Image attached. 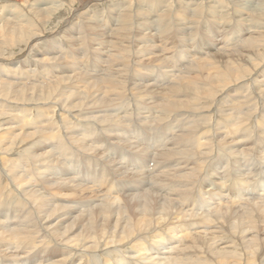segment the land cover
<instances>
[{
	"label": "bare ground",
	"instance_id": "obj_1",
	"mask_svg": "<svg viewBox=\"0 0 264 264\" xmlns=\"http://www.w3.org/2000/svg\"><path fill=\"white\" fill-rule=\"evenodd\" d=\"M96 1L100 3L101 0H80L82 13L86 7ZM183 1L185 0H166L167 3L172 2L175 6L179 5L180 7L184 8L182 4ZM231 1L232 2L229 3L232 4V7L229 10H232V8L235 9L232 12L225 10V5H220V0L215 1L217 4H219L218 8L215 6L217 10L215 12L213 11L214 13L211 11L209 15L213 16L216 21L214 22L216 24L207 21L208 23H211L212 28L207 27L206 29L211 31L210 33L212 34L215 29L216 31L219 29L221 30V27H223L224 24L227 27L230 24L231 18H235L233 13H236L239 14L238 18L236 17V19H234V22L239 24L237 32L240 30H246L244 37L235 40L231 32L230 36L221 35V39H219L221 42L217 43L215 47L216 51L213 53V57L211 59L209 57H202L200 59L195 56L197 57V60L195 59L196 61L193 63L188 62L187 64H183L184 62H182V55H175V58L173 59L175 61V65L176 63L182 62L183 65L181 67H184L186 71H177L176 74H174L175 71H170V77L173 78L169 81L170 85H161L163 88L158 94L160 100L154 102V106L151 108L156 110L157 113L155 117L158 118L152 122V124L156 125L157 127H159V125L162 126L168 124L171 122L170 120L176 121V118L173 117V114L177 112L175 103H178L181 99H174L173 97L178 94L180 96L183 95V91H186L187 89H191L193 91L198 90L199 87L196 86L198 80L196 77L192 76L191 73L195 72L197 74L212 70L214 74L212 79L216 84L211 87L212 90L202 87L200 92L195 93V98L193 99L195 101V107L192 109L194 111L193 113L196 116V120H201L203 123L197 126L187 125L186 121L191 118L190 113H180L179 117H177V122L181 125L174 126V129L168 134V139H170L169 137L171 135L174 136L175 133H180V135L175 139L177 135L176 134L171 141H167L165 143L166 146H164L165 148L162 149H158L157 146L159 141H161L165 135V130L163 128H161L160 131L157 130L156 132L150 129L145 130V126L142 125L141 131L133 133H135V135L138 137L137 141L139 143V147L147 146L149 148L151 152V162L147 161L146 154L139 152L130 154L131 159L121 162L123 165H126L128 161L133 162L135 156L140 157L138 163L148 165L149 167V171H145L144 176L149 175L148 173L151 172L153 177L158 182L156 186L157 191L161 190L166 192L165 189H169V192L160 196V193H158L155 189L151 190L150 188L147 192L137 195L128 193L125 194V196L124 194H118L115 199L102 198L103 203L93 204L92 209L95 210L96 215L91 214V216H87L86 221L81 220V225H83L84 229L80 233L79 237H84L89 234V238L86 240L84 238L71 240L67 237L66 230L64 232H56L54 230V226L49 225V222L54 218V215H52L53 211L48 214L44 209L41 210L39 206L34 203L32 198H24L26 193L21 192V186L15 184L16 187H13V191L19 193L22 200L27 199L31 203L27 205V209L33 210V207L35 209L32 215L25 216L26 213H24L23 215H16L12 220L6 219L7 217H10V214L8 213L4 217L6 220L1 219L0 221V228L6 229V232L13 239V242L18 244L16 251L21 254L19 257L20 259H26L30 255H34V253L37 251L46 249L43 255V260L41 261L33 259L32 264H137V261H140L141 259H143V261L149 259L151 263L153 262L156 264H167L168 260L165 262V260H163L164 258L161 257L165 255H168L169 258L171 257L172 262L169 261L168 264H264V237L261 238V236L264 234L261 236L259 234V232L262 231L261 228L264 226V153H260L257 148V145L264 147V113L261 114L260 112L261 110L264 111L263 64V68L261 71L260 69L258 70V74H256L253 80L251 76L252 86L248 88L246 85L247 95H250L247 101L253 102L254 104L250 108L245 109L243 116H241L238 120L233 121L231 126L234 127L235 125L236 127L233 129V134L227 135L231 137L232 140L227 136L221 137V135L216 131L221 128L220 125L222 122L220 118L221 113H219L218 109L221 107H227V104H225L226 102L220 103L221 100H219V97L221 96L219 95L224 94L233 88L246 90V88L240 85L239 82L242 78L241 76L244 74L246 75V73L250 71L247 69V64H249L250 59L249 54H254L256 57L264 60V25L259 24L257 20L254 21L253 17H248L249 13L254 12L256 13V16L264 18V13L259 14V11H264V0ZM40 2L42 7L38 12H35L33 15H31L29 20H24L23 16L21 17L23 26H21L19 22L17 23V21H15L16 17L13 16L12 13L9 14V9L6 11L3 9V5H1L0 23L7 22L6 25H3V28L5 29L2 28V35L4 37L13 38L17 34H22L26 31V33H30V40L34 38L38 40L41 39L42 37H38V35H35L34 33L35 29H33L32 24L33 17L43 16L44 21L48 20L50 15L56 12V10H58L59 6H62V4L60 2L53 3L52 1ZM167 3L165 5H163L164 3L162 5L160 4L161 7L158 10L155 9V12L158 13L161 12L162 8L164 9L166 6V9L162 11V15H159L158 19L152 22L153 26L147 25L148 23L144 22L145 18L150 16L149 13L146 12H149V7L151 5H148V10L146 9V3L139 4L138 1V4L140 5L139 7L142 8L140 10H138L139 8L131 9L128 7L127 10L124 11L123 8L125 6H119L116 9H113L115 14L118 15L119 19V21H117V18L115 17V19L110 22L111 25L116 23L115 29H113L117 30L116 33L113 34L107 31V28L105 27V32L103 35L102 33H97L98 36L91 35L92 39H90L92 41H94V39L96 41V38L98 41V43L97 41L95 43V50H97V48H102V51L97 50L100 53H96L97 51L95 50L93 51V53H96L97 58L92 59H95V61L98 62L97 67L100 65L101 68L105 69L101 78L93 81L91 85L88 82L86 83V89L91 86L95 87L101 85V87L106 92L112 91L114 86L117 84V81H119L124 76L125 70L123 68H119V64L125 59L131 60L132 58V54L134 52L132 48V38L134 33L139 32L140 34L149 30L164 29L163 32L159 31V33L161 35H166L165 42L167 44L169 43L170 45V50H168L169 47L166 44L168 47L167 50L171 51L175 48L172 47L176 45L174 39L175 41L180 40L181 42H188V39L190 38L187 37V39L185 37L187 34L192 35L194 33H199L198 27L201 22L198 24L196 23L197 20H199V18H208L209 16L207 14L208 12L202 16L203 11L205 10V6L203 5L206 2H199V4L193 8L196 3H198L194 1L191 5L192 9L189 10L187 15L184 14V10H181L182 8L178 10V14H181L182 17L181 19L176 20L171 13L166 15L164 14L170 11L171 6ZM246 3H248V8H245L244 6ZM218 9L220 10L218 11ZM208 10L210 11V9ZM2 14L4 15L3 18L1 17ZM86 15L87 16L85 17L89 16L88 14ZM92 16H89V19L92 20ZM106 16L107 15L105 14H100V17L105 18ZM184 16L187 17L186 22H188V28H181L179 26L184 22L182 20ZM213 18L211 20H213ZM43 20L41 21L44 22ZM218 20H222L220 23L221 26L218 24ZM78 25L79 24L75 26L72 22L70 26L68 24L65 26L66 31L69 30V33L71 34L70 36L67 35L69 36L68 40L70 44H80L86 50L88 45L91 47L92 41H88L84 35L82 36V29L80 28L81 25ZM175 27L177 30L181 31L180 35H177V37H171L170 34L173 32V28ZM199 28L201 29V25ZM191 29L192 33L189 32ZM98 31L101 32V30ZM202 33L205 36L207 34L204 30L201 31V34ZM237 35L241 36L239 32ZM112 38L113 41H110ZM151 38L152 37L150 36H145L142 40H137L136 45L139 46V42H148L146 39ZM242 38L243 40H241ZM103 40L106 41L104 46L102 43ZM191 40L192 39H190V41ZM30 43L33 44L35 42L33 40L29 42V48L32 46ZM98 44H101V47H97L100 46ZM92 45L94 46V44ZM48 48L60 49V46L57 47L55 42H52L49 44ZM51 49L47 52V54H45V56L55 61V64L58 65V68L65 70L67 65L63 62V59L67 58L68 56L65 54H63L65 56L61 55L63 57L58 56L57 54L54 56L53 52L55 50ZM64 49L66 48H62V50ZM79 51L81 52V50ZM123 51L128 52L129 55H125ZM104 53L109 55V57H107ZM145 53L146 50H144L142 46H139L137 49L136 62L142 64ZM195 54V51H187L188 56ZM39 58L41 61L44 60L42 57ZM207 59L213 61H206ZM36 61L40 62L39 60ZM162 61L163 58L159 59V62L162 63L161 65L163 66L165 63ZM215 62L219 65L225 63L224 68L230 74L226 77H224L222 74H219L218 66L215 65ZM102 64L103 67L101 66ZM175 65L173 64L174 67ZM37 66L38 65H36V67ZM259 67H261V65L258 66V68ZM17 71L21 72L18 73V77L21 76L20 78H22L25 71L19 69H17ZM75 71L81 73V66L79 65V67H77L76 65ZM158 74L160 73L156 72L155 75ZM257 75L260 76L257 77ZM42 76H44V74ZM175 76H178L179 79L175 80ZM36 78L39 77L37 75H33L30 79L34 80ZM3 82H7V84L10 85L8 87L18 84L6 77L3 78L2 82L0 83ZM36 82L39 81L36 80L35 83ZM50 88H55V86H51ZM91 90L92 89H89L88 93ZM62 91L64 95H69L71 98H73L69 107H72L76 104L81 106L85 105V99L80 97V92H68L65 87H63ZM215 91L216 96L218 97L213 99ZM46 92L50 91L45 90L41 86L33 84L28 90L26 89L28 96H33L34 93ZM101 92L102 89L98 88L92 92L90 97H93L94 95L97 96ZM18 93L21 92L18 91ZM150 93L152 94L153 91ZM165 95L169 96L167 100H164ZM152 96L155 95L153 94ZM116 100L118 99H111L110 102H115ZM56 102L62 104L61 99L55 100L53 103ZM41 103L45 104V102ZM45 111L46 109L41 107L40 110L37 111L38 115L35 121L34 119L28 121L29 117H26L25 120L20 119V123L23 124L20 125L18 121V127L12 129H18L20 131L15 136L25 134L26 136L32 137L36 143H38L43 138H46L45 132L40 129L41 126H38L36 129L31 131H26L27 129H30L27 123H37L47 119V117L42 115V113ZM133 116L136 118L135 113ZM118 122H120V125L117 126L118 130L125 129L128 126V120L126 117L120 118ZM141 122L142 120L140 121L139 126L141 125ZM133 124L137 123L134 122ZM74 125L76 126L74 129L77 131H87L90 125L93 124L75 123ZM213 128L216 129L213 131ZM250 128L252 129V132L250 131ZM50 129L51 128L48 129V133H51ZM139 132L142 136L139 135ZM261 132L263 135H261ZM54 135L56 137V147H54L55 149L49 148L44 152L46 160L33 164L31 169H26L27 172L25 174L29 175L31 178L39 177L44 180L56 179L63 180L65 182L68 181V179H59L56 177L48 178L47 176L48 174H51L52 167L55 165L54 156L58 154L56 149L62 152L64 149H67L68 146H70L66 139L65 141L62 140L59 131L56 130ZM79 135L86 137L88 141H90V139L93 137V135ZM239 136H244V138L238 139ZM49 143H53L52 136L49 138ZM239 143H244V146L242 148H236ZM103 144L109 151L112 159L115 155L116 157H122V159L125 160L123 157L129 153L125 150L116 151L114 144H119V142L116 140L111 141V143L108 141ZM72 147L74 148L75 146ZM197 148L203 149V151L200 153L194 152ZM156 149L158 151H156ZM165 149L170 152H165ZM0 153H5V149L3 148ZM224 154L229 156H227L226 159L222 161H216ZM241 154L245 156L244 160L239 159ZM190 156H192V158H190ZM150 163H152L153 168L151 167ZM231 164H234V166H231ZM136 167V165H132L131 169ZM97 168H99V166H97ZM110 168L112 167L110 166ZM173 168L176 169L174 172H172ZM111 171H113V169H109L108 175L103 173L105 180L103 184L98 187L99 189L97 192L95 191L97 194L101 193L102 191L104 192L103 196L112 195L115 193L117 183L114 181ZM115 171L118 172V175H122L118 168H115ZM1 172H3V170L0 167V173ZM173 181L176 182L177 186L170 188L168 184ZM39 186L34 189V191L38 194H42L47 191L46 186L42 184H39ZM80 187L84 188L82 186ZM121 187L124 190L128 188V186ZM250 187L252 189H249ZM146 190L147 189H145V191ZM33 194L34 192H32V195ZM175 194H177L176 197L181 198L180 205L177 203L178 199L175 197ZM171 195L174 196L172 197ZM235 207L239 208V210L235 211L232 209ZM134 210L139 213L140 226L138 227H132L130 224L131 218L129 221H127V219L130 217V214ZM95 218H102L103 222H114L115 224L109 230H106L105 228L104 230H99L98 233L97 230L92 229L95 224ZM11 223L12 225L9 226L4 227L3 225ZM79 223L80 221L76 220L75 225L72 227H76V225ZM235 226H241L240 234L244 235L243 237L232 238L228 235L227 231L224 230V227H227L230 229L231 234H235L233 231ZM171 228H180L182 229L181 231L185 233L180 232L177 243L173 244L178 246H171V237L165 236L162 244L163 251L167 250L168 248L164 245H168L171 250L173 248V251H171L172 253L170 252L168 254H163V251H160L159 247H157V243L161 242L160 238L162 235L169 233L172 230ZM194 230L195 233H187L188 231L192 232ZM248 236L250 239L246 240ZM81 241L85 243L89 242L90 244L80 245V247H77L79 246L78 242ZM252 243L256 244L254 248ZM151 250L152 253L149 254L151 256L148 257L149 255L147 256V254L151 252ZM5 256L14 257L15 255H6L4 253L0 254V257ZM194 256L195 258H193ZM218 256L229 260L216 261ZM91 259L94 262H91ZM202 259H204V261ZM199 260H202V262H198ZM4 261L5 260H1L0 264H5ZM143 261L139 264H144ZM147 263L149 262L146 261V264Z\"/></svg>",
	"mask_w": 264,
	"mask_h": 264
},
{
	"label": "rangeland",
	"instance_id": "obj_2",
	"mask_svg": "<svg viewBox=\"0 0 264 264\" xmlns=\"http://www.w3.org/2000/svg\"><path fill=\"white\" fill-rule=\"evenodd\" d=\"M40 1H46V2L52 1L53 3L60 2L62 4V6L61 5L59 6V9L56 10V12L50 15L48 20L44 21L43 16L33 17L32 24H33V29H35L34 33L35 35H38V37H42L41 39L38 40L34 38L30 40L29 39V37H31L30 33H26V31L23 32L22 34H17L13 38L4 37L2 35L3 34L2 31L3 29H5L3 28V25H6L7 22H3L4 24L0 23V36L3 37V39L2 37H0V82H2L3 78L6 77L11 79L14 83H18L14 86L11 85V87H8L10 85L7 84V82L0 83V152L2 151L3 148L5 149V153H0V167L3 170V172L0 173V221L1 219L12 220L16 215H23L24 213H26L25 216L32 215V213L35 211L33 206H32L33 210L27 209V205L31 203L27 199L22 200L20 194L13 191V187H16L15 184H17L21 186L20 191L26 193L24 198L26 197L32 198L34 203L37 206H39L41 210L44 209L45 212L48 214H50L51 211H53L52 215H54V218L49 222V225H53L54 230L56 232H64L66 230V234L69 239L73 240L77 238H84L86 240L87 238H89V234H87L84 237H79L80 233L84 229L83 225H81V220L86 221L88 215L89 216H91V214L96 215L95 210L92 209L93 204L103 203L102 198L115 199L118 194H124V196L125 194L128 193L137 195L140 193L147 192L148 189L150 188L151 190L155 189L157 191L156 186L158 182L153 177L151 172L148 173L151 176L149 175L144 176L145 171L147 170L149 171V167L148 165L138 163L140 157L135 156L134 161L133 162L128 161L126 165H123L121 163L122 161L125 162L127 161V159H131L130 154L134 152L146 154L147 161L148 162L150 161L151 152L149 148L147 146L139 147L138 145L139 143L137 141L138 137L135 135L137 131H141L142 128L141 126L144 125L145 130L150 129V130H154L155 132L157 130L160 131L161 128L165 130V135L163 136L162 140L159 141V144L157 146L158 149H162L165 148L164 146H166L165 143L167 141H171L176 134L177 135L175 139L180 135V133H175L174 136L171 135L169 137L170 139H168V134L174 129V126L181 125L177 122V117H179L180 113L183 112H185L186 114L190 113L191 118L186 121L187 125L197 126L203 123L201 122V120L197 121L196 116L193 113L194 111L192 109L195 107V101L193 99L195 98V93L200 92L202 90V87L212 90L211 87L216 84L212 79L214 75L212 70L204 73H197V74L195 72L191 73V75L196 77V79L198 80V82L196 83V86L199 87L198 90L193 91L191 89H187L186 91H183V95L180 96L178 94L173 97L174 99L175 98L181 99L179 100L178 103H175L177 112L173 114V117L176 118V121L170 120L171 122H169L168 124L162 126L159 125V127L152 124V122H154V120H156L158 117L157 118L155 117L157 115L156 110L151 108L154 106V102L160 100L158 94L163 88V86L161 85L164 84H166V86L170 85L169 81L173 79L172 77H170L171 74L170 71L172 70L175 71L174 74H176L177 71L185 72L186 71L185 68L181 66L183 64H187L188 62L193 63L194 61L197 60V57L200 59L202 57H209L211 59L213 57V53H215L216 51L215 47L217 43L221 42L219 41V39H221L220 38L221 35L230 36L232 34L234 36V39L237 40L240 39L241 37H244L246 30L238 31L241 34V36L237 35L238 33L237 29L239 24H236V22H234L235 21L234 19H236V17L238 18L239 14L233 13V15H235V18H231L230 21L231 25L229 24L230 25L229 28H228L229 25L226 27L224 24L223 27H221V30L219 29L218 31H216L215 29V31H213L211 34L210 33L211 31H208L206 28L207 27L212 28L211 23L208 22H213L214 24H216L215 23L216 21L213 18V16L209 15L211 11L215 12L218 8L219 4L215 2L216 0H214V2L213 0H207V1L185 0L182 3L184 8L180 7L179 5L175 6L172 2L167 3L166 0L165 1L164 0L163 1L162 0H151V1L150 0H134V1L101 0L100 3L96 1L93 2V4H90L89 5L90 7L89 6L86 7L83 13L81 10L80 0L79 1L78 0H61V1L40 0ZM40 1L39 0H0V6L3 5V9L6 11L9 9L8 10L9 14L12 13L13 16L16 17L15 21H17V23L19 22V24L23 26V21H21V17L23 16L24 20H29L31 15H33L35 12H38L39 9L42 7ZM138 1L139 4L146 3L147 4L146 9L149 10L150 8L149 12H146L149 13L150 16L146 17L144 21L148 23L147 25L150 26H153L152 22L157 20L158 16L162 15V11L166 9L165 6L164 9L162 8L161 12L158 13L155 12V9L158 10L163 3H164L163 5L167 3L171 6L170 11L164 14L166 15L168 13H171L175 17L174 19L176 20L181 19L182 17L181 14H178V10L182 8L181 10H184L183 11L185 12L184 14L187 15L189 10L192 9L191 5L193 4L192 2L194 1L198 3H196V5L193 8H195L199 4V2H204V3L206 2L207 4L205 3L203 5L205 6V10L203 11L202 16L205 15L207 12L209 16L208 18H204V19L202 18L203 21L201 18H199L200 21L197 20L196 23L200 24L201 22L200 24L201 29L199 28L200 25L198 27L199 33H194L192 35L187 34V36H185L186 38L188 37L192 39L191 40L192 42L188 38H187L189 40V41L187 40L188 42H181L180 40L175 41L174 39L176 45L172 47L175 48L172 49L171 51H168L170 50L169 43L167 44L165 42L166 35H161L159 33V31L163 32L164 29L162 30V29L154 28L155 30L145 31L140 34L139 32L134 33L132 38L133 41L132 48L134 50L132 54V58L131 60L125 59L122 63L119 64L118 67L123 68L125 70L124 76L119 81H117V84L114 86L112 91L106 92L101 87V85L95 87L91 86L86 89L85 88L86 83L88 82L91 85L93 81L101 78L103 76V72L105 69V68H101L100 65L99 67H97L98 62L95 61V59H92V58H97L96 53H100L97 50L102 51V48L100 49L97 48V50H95L96 49L95 43L97 41V38L96 41L95 39L94 41H92L91 35L98 36L97 33H102L103 35V33L105 32L104 31L105 27L107 28V31L115 34L117 30H113V29H115L116 23L114 25H111L110 22L113 21L115 17L117 18L116 19L117 21H119V19H118V15L115 14V11L113 9H116L119 6L120 7L125 6L123 8L124 11H126L128 7H130L131 9L139 8L138 10H140L142 8L139 7L140 5L138 4ZM222 1L223 0H220V5L222 6L225 5L224 6L225 10H228L230 12L235 10L233 8L232 10H229L232 7V4L229 3L232 2L231 0H227L228 2L226 0L223 2ZM157 3L161 5L159 6ZM148 5L151 6L149 7ZM244 6L245 8L249 7L248 3H246ZM206 9L207 10L210 9V11L209 10L207 11ZM219 10L220 9H218V11ZM263 13H264L263 10L261 12L259 11V14H263ZM86 14H88L89 16L93 15L92 20L89 19V16L85 17L87 16ZM100 14H105L107 16L105 18L100 17ZM255 14L256 13L251 12L248 14V17L249 18L253 17L254 21L257 20L259 24L264 25V18L258 17ZM3 16L4 15L2 14L1 17L3 18ZM186 18L187 17L185 16L182 18L184 22L182 23V25H179L181 28L183 27L188 28L187 27L188 22H186ZM212 18L213 20H211ZM40 19L43 20L44 22H42ZM221 21L218 20L217 21L218 24H220ZM72 22L74 23L75 26L77 24H79L78 26L81 25L80 28L82 29V36L84 35V37H86V40L92 41L91 47L88 45L85 50L84 47L80 44L72 45L69 43L68 38L71 34L69 33V30L66 31L65 26H67V24L70 26ZM205 24L208 26H206ZM176 27L173 28V32H171L170 34L171 37H177V35L178 36L180 35L181 31L177 30ZM91 28L93 29V32ZM97 29L101 30V32L98 31ZM202 30H204L207 33L206 36L203 35V33L201 34ZM189 32L192 33V29ZM145 36H150L152 38L146 39L148 40V42L145 43L139 42L138 45L142 46L143 49L146 50V53L143 56V63L139 64L138 62H136L137 49L139 48V46L136 45V42L137 40H142ZM32 40L35 43L33 44L30 43L32 44V46L31 48H29V42H31ZM241 40H243V38ZM110 41H113V38ZM52 42H55V45L57 47L60 46V49L48 48L49 44H51ZM105 42H106L105 40L102 41L103 46ZM92 44H94V46ZM166 44L169 47L168 50ZM98 45L100 46L97 47H101V44ZM62 48H66V49L62 50ZM50 49L55 50L53 52L54 56L56 54L58 56H61L63 54L68 56L67 58L63 59V62L67 65V68H65V70L58 68L57 67L58 65L55 64V61L45 56V54H47V52ZM79 50H81V52ZM94 50L97 52L93 53ZM188 50H190L191 52L195 51L196 54L188 56L187 55ZM124 54L129 55L128 52H124ZM175 55L176 56L182 55V59H183L182 62L184 63L182 64V62H179L176 63L175 65V61L173 60L175 58ZM106 56L109 57V55ZM39 57H42L44 60L41 61ZM161 58H163L162 62L165 63L163 66L161 65L162 63L159 62V59ZM249 58L250 59H249V64H247V69L250 71L248 70L247 71L250 74L246 73V75L245 74L242 75L240 82L238 81L240 85L246 88V90L233 88L227 91L226 93L219 95L221 96L219 97V100H221L220 103L226 102L225 104H227V107H221L218 109L219 113H221L220 118L222 122L220 125L221 128H219V130L216 131L218 134L221 135V137H226L227 135L233 134V129L236 127L235 125L234 127L231 126L233 121L238 120L241 116H243L245 109L250 108L254 104L253 102L247 101V99L250 97V95H247V87L249 88L252 86L251 81L255 78L256 74H258V70L260 69L261 71V69L263 68L264 60L256 57L254 54H249ZM49 59H51L52 61ZM210 59H207L206 61H209ZM36 60H39L40 62ZM211 61L213 60H210L209 62ZM173 64L175 65V67L173 66ZM36 65H38L37 66L38 68L36 67ZM76 65L77 67H79V65L81 66V73L75 71ZM215 65L218 66L219 74H222L224 77L230 74L224 68L225 63L219 65L215 62ZM260 65L261 67L258 68V66ZM101 66L103 67V64ZM17 69L25 71L23 73L24 75L22 76V78H20L21 76L18 77L19 75L18 73L21 72L17 71ZM156 72L160 74L155 75ZM43 74L44 76H42ZM33 75H37L39 78L31 80L30 78H32ZM251 76H252V80H251ZM259 76L260 75H257V77ZM174 79L177 80L179 79V77L175 76ZM36 80H38L39 82L35 83ZM32 84L41 86L45 90H49L50 92L34 93L33 96H28L26 93V89L28 90L32 86ZM51 86H55V88H50ZM63 87H65L68 92H72V91L80 92V97L85 99V105L81 106L76 104L73 105L72 107H69L70 102L72 101L73 98H71L69 95L63 94L62 91ZM98 88H101L102 92L97 96L94 95L93 97H90L92 92ZM89 89L92 90L88 93ZM17 90L20 91L21 93H18ZM151 91H153L152 94L150 93ZM153 94L155 96H152ZM216 97L218 96H216V91H215L213 99H216ZM164 98H165L164 100H167L169 96L165 95ZM60 99L62 100V104H59L57 102L53 103L55 100H60ZM111 99H118V100H116L115 102H110ZM41 102H45V104ZM37 107L39 110L41 107L46 109V111L43 112L42 115L44 117H47V119L37 123H33V122L27 123L30 129H27L26 131H31L33 129H36V127L38 126L39 127L41 126L40 129H42L45 132L46 138H43L38 143H36L32 137L26 136L25 134H22L20 136H15L20 131L18 129L15 130L12 129L18 127V121L20 119L25 120L26 117H29L28 121L33 119L34 121L36 120L38 115L37 111H39ZM260 112L261 114L264 113L263 110H261ZM134 113L136 114L135 116L136 118H134L133 116ZM123 117H126V119L128 120V126L125 129L118 130L117 126L120 125V122H118V120ZM141 120L142 122L141 125L139 126ZM20 122L21 121H19V124L22 125L23 123ZM134 122H136L137 124H133ZM75 123H84V124H93V125H90L87 131H77L74 129L76 127L74 125ZM255 127L257 128L256 125ZM49 128H51L50 129L51 133L47 132ZM215 129L216 128H213L212 130L214 131ZM56 130L59 131L62 140L65 141L66 139L67 143L70 146H68V148L64 149L62 152L56 149L58 154L54 156L55 165L52 167L51 174H48L47 176L48 178L56 177L59 179H68V181L65 182L63 180H56V179L44 180L39 177L31 178L29 175L25 174L27 172L26 169H31L33 164L38 162H43L46 160L44 156V152L47 151L49 148L53 149L54 147H56V142H55L56 137L54 135V132ZM250 131L252 132L251 128ZM79 134L93 135V137L92 139H90V141H88L86 137ZM139 135L142 136L140 132ZM261 135H263L262 132ZM50 136L53 137V143H49ZM227 137L232 140L231 137L229 136ZM242 138H244V136L238 137V139H242ZM114 140L119 142V144H114L116 151L125 150L129 152L127 155H125V157H123L125 158V160H123L122 157H116L115 155L113 156L112 159L109 151L106 149L105 145L103 144L108 141L111 143V141ZM72 146L75 147L73 148ZM243 146L244 143H239L236 146V148H242ZM257 148L260 153L261 152L264 153V147H260L259 145H257ZM156 151L158 150L156 149ZM202 151L203 149L197 148L195 149L194 152L200 153ZM165 152H170V151H167L165 149ZM227 156L229 155L224 154L216 161H222L226 159ZM241 156L239 159L244 160L245 156H243L242 154ZM190 158H192V156H190ZM152 163H150V165L153 168ZM96 164L97 166H99V168H97ZM132 165H136L137 167L131 169ZM110 166L112 168H110ZM231 166H234V164H231ZM115 168H118L121 171L122 175H118V172L115 171ZM109 169H113L114 171L111 172L114 181L117 183L116 191L114 194L107 196H103L104 194L103 191L97 194L96 192L99 189L98 187L101 186L105 180V176L103 173H106L108 175ZM175 170L176 169L173 168L172 172H174ZM171 183L168 184L170 188H172L173 186H177L175 181ZM39 184L46 186L47 191L42 194H38L37 192H35L34 189L38 187ZM80 186L84 188H81ZM121 186H128V188L124 190L122 189ZM145 189L147 190L145 191ZM249 189L252 188L250 187ZM165 190L166 192L161 190L157 192L160 193V196H162V194H167V192H169V189H165ZM32 192H34L33 195ZM176 195L177 194H175V197ZM171 196L173 197L174 195ZM176 198L178 199L177 203L180 205L181 198L180 197H176ZM232 209L235 211L239 210V208L237 207ZM8 213L10 214V217H7L5 219L4 217ZM130 218H131L130 224L132 225V227L140 226L139 213L136 212V210H134L130 214V217L129 219H127V221H129ZM76 220H79L80 223L77 224L76 227H72L75 225ZM94 221L95 224L92 227V229L97 230L98 233L99 230H104L105 228L106 230H109L115 224L114 222H103L102 218H95ZM3 225L5 227L12 225V223L3 224ZM66 227H70V228H66ZM171 229L172 230L169 233L165 235L163 234L162 237L160 238L161 242L157 243V247H159L160 251H163L162 244L165 236L171 237V246H172L173 244L177 243V240L180 236V232L185 233L181 231L182 229L180 228H176V229L171 228ZM261 229H262L261 232L258 231L260 236L264 234V226ZM224 230H226L228 235L231 236L232 238L244 236L240 234L241 226H235L233 228L235 234H231L230 229L227 227H224ZM187 233L190 234L195 233V230L192 232L188 231ZM263 237L264 235L261 236V238ZM249 239L250 237L248 236L246 240ZM89 244H90L89 242L85 243L81 241L78 242L79 246L77 247H80V245H89ZM252 244L254 248L256 244L254 243ZM164 246L168 248L167 250L163 251V254H168L171 251H173V248L171 250V248L168 245H164ZM173 246H178V245H173ZM17 247L18 244L13 242V239L6 232V229L0 228V254L4 253L6 255L8 254L15 255L14 257H6V256L0 257V261L5 260L4 261L5 264H32L33 259L42 261L44 252L46 250V249L39 250L36 253H34V255H30L26 259H20L19 257L21 254L16 251ZM150 253H152V250L147 254V256ZM150 256L151 255H149L148 257ZM161 257L164 258L163 260H165V262L168 260L167 264L169 261L172 262L171 257L169 258L168 255ZM193 258H195V256ZM148 260H146L147 262H149L147 264H156L153 262L151 263L150 260L149 261ZM202 260L204 261V259ZM202 260L201 261L199 260L198 262H202ZM221 260H229V259L220 256L216 258V261H221ZM142 261L143 259L137 261L138 263L137 262L136 263L139 264ZM146 261H143V263L146 264ZM91 262L94 261L91 259Z\"/></svg>",
	"mask_w": 264,
	"mask_h": 264
}]
</instances>
